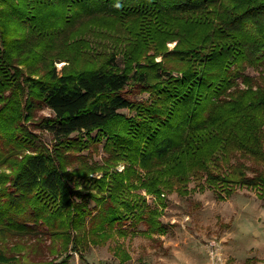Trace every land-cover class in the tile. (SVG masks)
<instances>
[{
	"label": "trees",
	"instance_id": "obj_1",
	"mask_svg": "<svg viewBox=\"0 0 264 264\" xmlns=\"http://www.w3.org/2000/svg\"><path fill=\"white\" fill-rule=\"evenodd\" d=\"M132 83L148 97L129 96ZM41 105L51 148L26 124ZM98 144L101 162L74 154ZM257 165L264 0H0L1 239L45 228L68 251L125 237L128 222L163 234L169 193L216 187L224 200L250 187L264 199ZM69 258L22 261L0 247V264Z\"/></svg>",
	"mask_w": 264,
	"mask_h": 264
},
{
	"label": "rangeland",
	"instance_id": "obj_2",
	"mask_svg": "<svg viewBox=\"0 0 264 264\" xmlns=\"http://www.w3.org/2000/svg\"><path fill=\"white\" fill-rule=\"evenodd\" d=\"M174 44L170 42L169 46L172 48ZM161 59V56L157 57V60ZM65 63L57 61V69L60 70ZM259 71L248 67L246 73L257 76ZM127 89L128 95L134 99L148 97V93L136 83ZM50 114L49 107L36 106L32 117L26 121L37 134L38 141L49 148L54 143V136L40 124V120ZM74 154L87 157L89 162H101L105 156L101 144ZM246 163L249 165L248 174L252 175L256 165L250 160ZM259 167L264 169L262 165ZM122 168L123 164L118 165V169ZM92 174L100 175L99 172ZM195 183L192 180L189 186L193 187ZM219 192V188L206 187L188 195L177 192L166 195L167 206L161 219L167 230L152 237L132 233L133 229L146 227L141 221L136 226L128 222L130 232L127 236L109 239L104 244L86 246L82 238L77 250H73L71 243L68 251H64L63 245L59 241L53 242L45 228L32 233L9 234L5 239L0 238V247L19 255L22 261L60 260L69 253V264H264V199L258 197L256 188L250 187L238 188L224 200L218 198ZM146 197L149 203H153L152 195ZM117 242L131 255L125 263L120 262L112 249Z\"/></svg>",
	"mask_w": 264,
	"mask_h": 264
}]
</instances>
